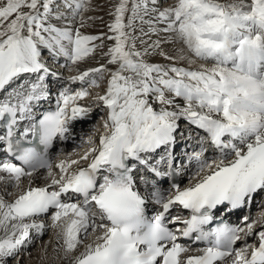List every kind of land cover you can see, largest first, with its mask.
<instances>
[{"label": "snow or ice", "instance_id": "6c2138e0", "mask_svg": "<svg viewBox=\"0 0 264 264\" xmlns=\"http://www.w3.org/2000/svg\"><path fill=\"white\" fill-rule=\"evenodd\" d=\"M90 3L0 0V153L9 157L0 183L16 190L0 194V258L51 227L70 264H264V214L216 223L218 211L250 210L264 194V0H118L100 35L81 31ZM160 34L177 55L151 39ZM105 40L104 62L80 70ZM45 53L77 74L62 77ZM153 53L168 63L150 62ZM62 79L81 87L53 97ZM42 102L54 107L37 113ZM95 110L106 113L98 142L94 129L86 151L54 163L56 142ZM178 137L188 141L183 160ZM167 176L187 183L161 189L153 178Z\"/></svg>", "mask_w": 264, "mask_h": 264}, {"label": "bare ground", "instance_id": "6f19581e", "mask_svg": "<svg viewBox=\"0 0 264 264\" xmlns=\"http://www.w3.org/2000/svg\"><path fill=\"white\" fill-rule=\"evenodd\" d=\"M77 23H78V18H77L76 24ZM144 29H145V31H147V25L144 26ZM145 39H147V38H145ZM151 39L152 40L160 39L162 42L163 50L165 52H168L170 55H177L178 54V50L180 48V45L178 43H166V44L163 43L164 40H172V37L170 34H160L159 37L154 35V36H152ZM150 42L151 41H149V43ZM142 47H144V45H142ZM44 56H46V58L45 57L44 58L47 62L50 60L52 61V59L48 53H46V55L44 54ZM161 57L162 56L158 55L157 53H153L151 56L147 57V59L150 62H154V63H168V61H165L164 58L163 57L161 58ZM51 61L48 62V63H51V64H49V66L51 65L53 68H55L56 72L59 73L62 77L67 78L69 75H71L69 73L67 75V73L65 72L67 70V68L63 67L64 61H61V59H60L61 62L59 64H57L54 61L55 62L54 64L58 65V66L53 65V63ZM180 63H182V62H180ZM91 66L95 67L93 64L85 65V67L80 68V70H85ZM59 67L61 70L59 69ZM58 83H59L60 87L61 86H68V87H72V88H77L78 90L81 87V85H79V84H75V85L68 84L66 79H62L61 81L56 82V84H58ZM85 100H84V104L88 103V101H85ZM81 103L83 104V101H81ZM103 117H106V115H103ZM91 118H93V121H92V119H89L87 121H80L79 124L75 125L76 130H73V134L76 136L78 142L82 141V144H83V142L85 143L88 139V136L92 135L94 132L92 125L95 124L94 121H96V119H95V117H91ZM93 122H94V124H92ZM75 123L76 122H74V124ZM88 125L91 126L92 129L87 127ZM84 128H85V130H84ZM181 128L184 129L185 132L188 131V128H185V125L183 122H181ZM80 129H81V131H80ZM99 135L98 134H97V136L95 135L94 138H96L98 140ZM178 139H180V138L178 137ZM192 143L194 144V141ZM89 147H90V145L87 143L86 147H84V148H89ZM74 148H77V147L73 146V145H67L65 147V150H66L65 153H63L62 155L55 157L53 159L54 163L59 162V160H61V159H65L66 157L69 156V154H71L72 159H76L78 154H82V151L77 152L78 151L77 150L75 152V151H73ZM84 166H86L85 163H84ZM24 183H25V186H27V180H25ZM37 183H40V181H37ZM185 183H187L186 177H185ZM5 189L8 192H13V193L16 192L15 189H12L11 187H8L7 185H5L3 183H0V194H3ZM5 198L11 200V199H14L15 196L14 195L5 196ZM253 211H254V213H253ZM263 212H264V203L262 205H260L259 207L255 206V204L253 203L252 209H251L250 213H248V215L251 217L250 222L254 219L259 220L261 218V215ZM42 219L44 220V222L46 224L51 223V221L48 217H43ZM55 230L56 231L51 235L49 240H47V241L45 240L46 242H42V243L40 242L39 243L40 244L39 245V248H40L39 251L35 255H30L29 253H27V251L30 248L29 245L31 244V240H32V242H34V239L39 237V235L37 233H35V231L33 230V232L30 233V239L25 242V245H23L19 249L18 253L12 257L1 258L0 264L1 263H3V264H22V263H27V262H29L27 264H70L71 257H68L67 259L64 258L63 250L60 247V241H58V239H57V231L58 230L57 229H55ZM80 250H82V249H80ZM13 259L15 260V263L13 262L14 261ZM11 260H13V261H11Z\"/></svg>", "mask_w": 264, "mask_h": 264}, {"label": "rangeland", "instance_id": "374dc122", "mask_svg": "<svg viewBox=\"0 0 264 264\" xmlns=\"http://www.w3.org/2000/svg\"><path fill=\"white\" fill-rule=\"evenodd\" d=\"M117 3H118V0H91V3L88 5V10L82 13V15L85 19V26H84V28L81 29V31L84 34H90V35H100L102 33H108V31H109L108 25L111 24L114 20V16L112 15V13L114 12V6ZM77 18H78V23L75 26H79V17H77ZM137 35H139V26L137 28ZM97 43H99V42H97ZM112 43H113L112 41L105 40L104 41L105 47L103 48V50H98L97 55L94 58H90L87 61L83 62V64H80L79 69L82 67H85V65L93 64L94 66H98L99 63H103L104 62L103 53L107 52L108 47H110L112 45ZM137 47L143 49L142 45L139 42H137ZM45 55H46V53H45ZM44 57L46 58V56H44ZM49 64H51V63H49ZM59 69H60V67H59ZM65 72L67 73V75H68V73L71 75L76 74V72L69 71L68 69ZM71 75H69V76H71ZM107 79L108 78L106 77L99 89H90V91L93 92V95L97 91H99V92H101V94H103V91L107 87ZM85 101H88V103H90L91 97L86 98ZM88 103H85V104H88ZM83 104H84V101H83ZM103 115H106V113H101V112H99V110H95L92 113L91 117H95V119H96V121H94L95 124H94V122L92 123V124H94V125H92L93 129L97 128L96 129L97 131H95L96 136H97V134L99 135L104 131V129L102 127L103 120L101 119V117H103ZM91 119L93 121V118H91ZM87 127L91 128V126H89V125ZM84 130H85V128H84ZM97 142H98V140H97ZM83 144H81L77 148H74L73 151H75V152L77 150H78L77 152L86 151L88 148H84V147H86L87 144L86 143H83ZM56 157H58V156H56ZM84 163L86 164L87 162H84ZM253 213H254V211H253ZM55 231H56L55 229L49 227L44 231V233L42 235L38 234L39 237L34 239V242H32V240H31V244L29 243L30 248L28 249L27 253H29L30 255H35L40 249L39 243L40 242L41 243L46 242L47 240H49V238L51 237V235ZM13 260H11V261H13ZM13 262L15 263V260ZM27 263H29V262H27ZM27 263H22V264H27ZM1 264H3V263H1Z\"/></svg>", "mask_w": 264, "mask_h": 264}]
</instances>
